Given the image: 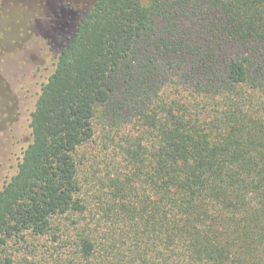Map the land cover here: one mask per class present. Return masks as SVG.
Instances as JSON below:
<instances>
[{"label": "trees", "instance_id": "trees-1", "mask_svg": "<svg viewBox=\"0 0 264 264\" xmlns=\"http://www.w3.org/2000/svg\"><path fill=\"white\" fill-rule=\"evenodd\" d=\"M74 9L52 15L56 67L20 118L0 248L21 246L19 264H264V0Z\"/></svg>", "mask_w": 264, "mask_h": 264}, {"label": "rangeland", "instance_id": "rangeland-1", "mask_svg": "<svg viewBox=\"0 0 264 264\" xmlns=\"http://www.w3.org/2000/svg\"><path fill=\"white\" fill-rule=\"evenodd\" d=\"M68 1L61 0V3L85 10L94 0H73L69 5L66 4ZM56 6L55 0H0V188L16 172L27 136L21 126H17L19 106L18 98L12 91L13 82L27 65L32 71L37 70L38 79L34 86L35 92L31 94V105L39 89L54 72L59 51L52 41L55 31L50 30L48 22L52 21L51 11ZM59 22H62L61 19ZM7 125L13 127L11 140L17 139L19 145L10 143L9 138L4 142L2 137ZM9 256L15 258L17 264L22 262L21 246L0 248L1 259Z\"/></svg>", "mask_w": 264, "mask_h": 264}, {"label": "flooded vegetation", "instance_id": "flooded-vegetation-1", "mask_svg": "<svg viewBox=\"0 0 264 264\" xmlns=\"http://www.w3.org/2000/svg\"><path fill=\"white\" fill-rule=\"evenodd\" d=\"M52 15H54L55 17H59L61 19V16L65 18L66 23L69 19V17L74 16V14H76V9H74L73 7L67 6V5H63L62 9L60 11H56L55 9H53L52 11ZM52 23L56 24V21H49V28L50 30H56V27L54 25H52ZM61 23V22H60ZM65 23V26H67V24ZM28 62H26L27 64ZM36 73L37 70H33L30 68V65H27L26 68L22 71V73L19 75V77L15 78V81L13 82V87H12V91L15 93L16 97L18 98V106H19V110H17L18 113V122H17V126H20V118L26 114L29 113V108H30V100H31V94L32 92H35V83L38 79V77L36 78ZM12 93V92H11ZM25 99V101H24ZM10 125H7V129L5 134L3 135V139L4 142H6L5 139H10V143L15 144L16 146L19 145L18 140L14 139L11 140V132H12V128ZM1 142V141H0ZM21 145V144H20Z\"/></svg>", "mask_w": 264, "mask_h": 264}]
</instances>
